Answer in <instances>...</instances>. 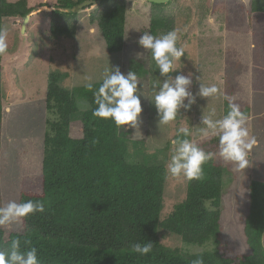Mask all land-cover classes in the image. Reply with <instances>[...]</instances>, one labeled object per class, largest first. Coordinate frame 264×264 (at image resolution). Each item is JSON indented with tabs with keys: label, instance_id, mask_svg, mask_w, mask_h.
Here are the masks:
<instances>
[{
	"label": "trees",
	"instance_id": "16d2710c",
	"mask_svg": "<svg viewBox=\"0 0 264 264\" xmlns=\"http://www.w3.org/2000/svg\"><path fill=\"white\" fill-rule=\"evenodd\" d=\"M85 1L88 0H57L49 13L51 35H74L79 26V10L73 9ZM127 5L128 0H102L94 5L90 15V23L99 28L109 53L121 52L126 46ZM32 12L28 0L14 4L0 0V28L5 19H24ZM151 19L152 35L160 29H174V18L165 20L160 11H155ZM250 25L254 76L251 88L264 94V0H251ZM129 69L141 77L148 74L140 60L133 61ZM153 69L159 75L154 63ZM1 73L0 66V147L4 107ZM65 77L67 74L59 72L49 74L46 110L56 120L47 122L50 131L44 140L42 172L21 182L19 203L40 201L45 211L24 218L19 233L6 235L0 226V251L8 250L11 241L19 239L22 252L31 247L38 250L39 264H191L194 256L162 246L158 236V229L162 228L188 244L214 241L217 248L204 252V264H264V183L254 180L249 186L251 208L243 219L249 253L235 260L225 257L218 249L222 233L223 160L217 157L205 164L203 179L188 181L186 199L162 221L165 165L154 163L157 156L149 153H143L138 162L131 161L126 126L117 128L111 119L93 116L97 107L94 92L102 82L93 83L92 90L84 85L66 89L61 86ZM81 100L88 106L83 103L85 110L79 111ZM76 115L82 116L83 136L79 139L70 136ZM133 144L141 150L140 141ZM217 145L218 138L212 137L199 146L216 152ZM25 240L31 243L26 245ZM148 241L153 243L149 254L141 256L131 251L132 243Z\"/></svg>",
	"mask_w": 264,
	"mask_h": 264
},
{
	"label": "rangeland",
	"instance_id": "374dc122",
	"mask_svg": "<svg viewBox=\"0 0 264 264\" xmlns=\"http://www.w3.org/2000/svg\"><path fill=\"white\" fill-rule=\"evenodd\" d=\"M14 4L20 0H8ZM57 0H28L33 9L22 33L23 18L4 20L3 28L8 30V52L1 58L3 83V118L0 147V190L3 206L10 201L20 202L22 179H33L42 172L44 140L50 129L47 122L56 116L46 110V95L49 74H67L61 86L73 89L85 84L102 82L106 69L118 66L127 74L133 61H142L148 74L138 76V93L142 112L137 128L126 126L130 143L131 161L138 162L143 153L156 154L154 163L166 164L177 139V129L188 127V137L198 145L212 138L202 136L198 129L204 111L216 110L220 118L228 110V101L222 98H200L190 110L181 108L170 125L157 126V112L149 99L153 95V82L163 79L156 75L149 51L139 46L143 32L151 34V18L160 11L165 20L174 18V29L180 36L177 47H183L185 55L177 63L179 68L172 72L192 73L190 88L194 94L199 89L197 76L206 85H216L221 93L234 98L248 116L250 133L257 143L248 156V167L234 172L231 164L224 161V183L221 206L220 252L228 258L238 259L249 253L244 235V220L251 208L249 186L254 181L264 183V94L252 90V30L250 25L251 0H169L155 7L147 0H128L126 13V46L123 51L109 53L102 33L96 24L90 23L95 6L78 12L79 26L72 36H53L49 30V13ZM46 4L45 7H40ZM171 31L160 29L156 35ZM142 54L138 56L137 54ZM148 97V98H147ZM88 103L78 102L79 111ZM187 103V101H185ZM82 116L72 120L70 136L79 139L82 133ZM179 138L183 139L181 135ZM141 142L137 150L133 142ZM144 141V142H142ZM144 159H147L145 157ZM151 159V158H150ZM188 181L167 175L161 220L171 215L175 206L186 199ZM210 207V204H208ZM244 219V220H243ZM6 235L21 232V221L1 226ZM158 236L165 249L175 250L182 255L189 251L204 249L214 251V241L203 245L185 243L178 235L159 228ZM264 247V236H263ZM235 264V263H233Z\"/></svg>",
	"mask_w": 264,
	"mask_h": 264
},
{
	"label": "clouds",
	"instance_id": "9594fccd",
	"mask_svg": "<svg viewBox=\"0 0 264 264\" xmlns=\"http://www.w3.org/2000/svg\"><path fill=\"white\" fill-rule=\"evenodd\" d=\"M180 36L176 30L168 31L160 36L143 32L138 44L145 51H149L155 68L163 79L153 82V95L149 98L157 112V126H168L175 121L181 108L190 110L200 98H222L228 101V111L220 118L216 117L213 108L206 114L202 113L199 133L204 137L218 138L217 151H205L197 143L190 140L191 132L188 127L177 129V139L173 140L174 148L168 163L166 174L173 178H182L186 181L201 180L204 176V165L219 157L226 164L232 165L234 172H242L248 167V156L257 140L250 133L248 116L242 112L240 106L220 92L216 85H206L197 76L199 89L194 94L190 91L193 83L192 73L178 74L174 78L169 74L177 71V63L185 55L183 47H177ZM8 30L0 28V56L8 52ZM141 56L142 54H137ZM138 77L134 71L123 74L118 66L106 69L102 83L94 92L93 116L99 119H111L117 128L130 126L137 128L142 112L140 96L138 93ZM84 86L93 89L91 78H87ZM148 98V97H147ZM187 101V103H185ZM184 138H179L180 136ZM44 204L40 201L17 203L10 201L5 206H0V226L19 223L24 218L36 212H44ZM26 245L31 242L25 240ZM131 251L145 256L152 251L153 243L135 242L130 245ZM21 241L13 239L8 250L0 251V264H39L37 249L31 247L21 251ZM204 249L189 251L194 256L191 264H204Z\"/></svg>",
	"mask_w": 264,
	"mask_h": 264
},
{
	"label": "water",
	"instance_id": "95a60500",
	"mask_svg": "<svg viewBox=\"0 0 264 264\" xmlns=\"http://www.w3.org/2000/svg\"><path fill=\"white\" fill-rule=\"evenodd\" d=\"M101 1L102 0H88V1H85L82 4H80L77 8H74L73 11H76L77 9L79 11H81L84 8H88V7L97 5ZM147 1L150 2L151 4H159V5H161V4L167 3L169 0H147ZM29 19H30V15H27V16L24 17V22H23L22 29H21L22 33H25L27 22H28Z\"/></svg>",
	"mask_w": 264,
	"mask_h": 264
},
{
	"label": "bare ground",
	"instance_id": "6f19581e",
	"mask_svg": "<svg viewBox=\"0 0 264 264\" xmlns=\"http://www.w3.org/2000/svg\"><path fill=\"white\" fill-rule=\"evenodd\" d=\"M158 5H159V4H158ZM84 9H85V8H84ZM84 9H83V10H84Z\"/></svg>",
	"mask_w": 264,
	"mask_h": 264
}]
</instances>
